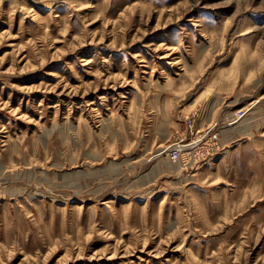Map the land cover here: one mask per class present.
Wrapping results in <instances>:
<instances>
[{
    "label": "rangeland",
    "instance_id": "rangeland-1",
    "mask_svg": "<svg viewBox=\"0 0 264 264\" xmlns=\"http://www.w3.org/2000/svg\"><path fill=\"white\" fill-rule=\"evenodd\" d=\"M0 264H264V0H0Z\"/></svg>",
    "mask_w": 264,
    "mask_h": 264
},
{
    "label": "built area",
    "instance_id": "built-area-1",
    "mask_svg": "<svg viewBox=\"0 0 264 264\" xmlns=\"http://www.w3.org/2000/svg\"><path fill=\"white\" fill-rule=\"evenodd\" d=\"M231 117L230 123H235L246 114L247 110H237ZM198 114H192L185 121L186 132L169 147L160 151L159 155L165 154L172 162H191L197 164L215 155L218 146L215 124L208 125L205 130L197 128Z\"/></svg>",
    "mask_w": 264,
    "mask_h": 264
},
{
    "label": "bare ground",
    "instance_id": "bare-ground-1",
    "mask_svg": "<svg viewBox=\"0 0 264 264\" xmlns=\"http://www.w3.org/2000/svg\"><path fill=\"white\" fill-rule=\"evenodd\" d=\"M238 101V100H237ZM230 104H232V103H230ZM206 107V106H205ZM208 111V110H207ZM228 112V111H227ZM202 115V114H201ZM203 116V115H202ZM200 121V120H199ZM230 124H232V123H230ZM222 126V125H221ZM204 128V127H203ZM233 131V130H232ZM177 139V138H176ZM219 154V153H218ZM213 157V156H212ZM165 168V167H164ZM173 188V187H172ZM147 189H149V188H147ZM153 190V189H152Z\"/></svg>",
    "mask_w": 264,
    "mask_h": 264
},
{
    "label": "crops",
    "instance_id": "crops-1",
    "mask_svg": "<svg viewBox=\"0 0 264 264\" xmlns=\"http://www.w3.org/2000/svg\"><path fill=\"white\" fill-rule=\"evenodd\" d=\"M199 118H200V116H199Z\"/></svg>",
    "mask_w": 264,
    "mask_h": 264
}]
</instances>
